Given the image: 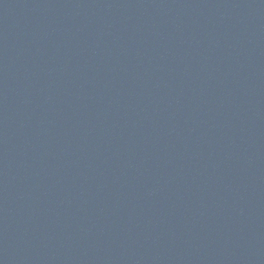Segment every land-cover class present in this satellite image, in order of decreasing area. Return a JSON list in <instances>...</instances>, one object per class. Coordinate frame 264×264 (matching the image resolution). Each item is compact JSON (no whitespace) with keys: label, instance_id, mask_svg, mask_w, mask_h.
<instances>
[{"label":"water","instance_id":"water-1","mask_svg":"<svg viewBox=\"0 0 264 264\" xmlns=\"http://www.w3.org/2000/svg\"><path fill=\"white\" fill-rule=\"evenodd\" d=\"M0 264H264V0H0Z\"/></svg>","mask_w":264,"mask_h":264}]
</instances>
